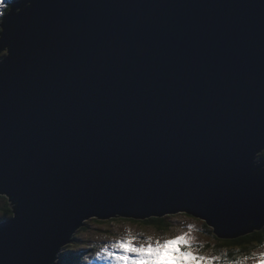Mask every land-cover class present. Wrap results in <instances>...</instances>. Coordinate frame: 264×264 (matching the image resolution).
Masks as SVG:
<instances>
[{"label": "water", "instance_id": "water-1", "mask_svg": "<svg viewBox=\"0 0 264 264\" xmlns=\"http://www.w3.org/2000/svg\"><path fill=\"white\" fill-rule=\"evenodd\" d=\"M0 28V264L90 217L264 225V0H17Z\"/></svg>", "mask_w": 264, "mask_h": 264}, {"label": "rangeland", "instance_id": "rangeland-1", "mask_svg": "<svg viewBox=\"0 0 264 264\" xmlns=\"http://www.w3.org/2000/svg\"><path fill=\"white\" fill-rule=\"evenodd\" d=\"M9 1L17 0H4V3L0 4V13L3 14L0 16V21L6 12L5 10L11 4ZM1 56L3 57V53H0V59ZM5 203L9 204L7 198L0 195V215L3 206L6 205ZM166 220L170 226L163 231L152 225H146L141 220L119 216L109 219L90 217L83 222L82 226L77 227L72 235V240L62 246L59 252L67 250L78 252L80 259L76 264H117V261L109 257L102 249L107 247L109 251H118V249H113L112 245L117 240L127 238L129 234L136 238L134 241L136 245L148 244L149 237H151V242L155 243L157 240L162 242L165 239L186 234L192 244L191 250L193 252L211 258V264H225L223 262L225 249L220 252L213 250L217 243L216 237L209 232L211 226L207 225L203 219L178 212L166 216ZM206 244H209V247H205ZM261 253H264V246L256 249L248 259L237 257L234 264H264V261L259 258ZM52 264H62L60 255H57ZM204 264H208V261H205Z\"/></svg>", "mask_w": 264, "mask_h": 264}, {"label": "snow or ice", "instance_id": "snow-or-ice-1", "mask_svg": "<svg viewBox=\"0 0 264 264\" xmlns=\"http://www.w3.org/2000/svg\"><path fill=\"white\" fill-rule=\"evenodd\" d=\"M4 0H0L3 4ZM3 14L0 13V16ZM5 30H0L2 34ZM135 237L129 234L127 238L115 241L113 249L118 251H109L107 247L102 249L109 257H112L117 264H204L208 261L211 264V258L199 255L193 252L192 244L187 235H178L171 239H165L162 242L157 240L144 245H136ZM261 261H264V253L259 254Z\"/></svg>", "mask_w": 264, "mask_h": 264}, {"label": "trees", "instance_id": "trees-1", "mask_svg": "<svg viewBox=\"0 0 264 264\" xmlns=\"http://www.w3.org/2000/svg\"><path fill=\"white\" fill-rule=\"evenodd\" d=\"M10 3L12 4L13 1ZM9 8L10 6L5 10L6 12H4V15L5 13L8 12ZM3 53L5 54V52ZM262 155H264V152L261 154V156ZM11 214H12L11 207L9 204H6L2 208L0 220L7 216H10ZM166 216H163L161 218L151 217L141 220V222L146 225H152L158 230L164 231L170 226V224L166 220ZM209 232L216 237L215 239L217 241L213 250L220 252L222 249H225V256L223 260L225 264H229V263L234 264L237 257L248 259L250 256H252V253H254L256 249L264 246V225L259 229H253L248 234L237 238H219L216 236V234H214L212 228L209 230ZM205 247H209V244H206ZM205 247H203L204 250ZM58 255H60L62 264H76V262H78L80 259L79 258L80 254H78V252L75 251L67 250L61 253L59 252Z\"/></svg>", "mask_w": 264, "mask_h": 264}, {"label": "bare ground", "instance_id": "bare-ground-1", "mask_svg": "<svg viewBox=\"0 0 264 264\" xmlns=\"http://www.w3.org/2000/svg\"><path fill=\"white\" fill-rule=\"evenodd\" d=\"M26 5V4H25ZM1 53H3V52H1ZM4 54V53H3ZM12 216V214L9 216V217H7V218H3V219H8V218H10ZM193 217H195V216H193ZM196 218H199V217H196ZM3 219H1V220H3ZM200 219H202V218H200ZM1 220H0V222H1ZM135 220H137V219H135ZM204 220V219H203ZM205 221V220H204ZM205 223H206V221H205ZM72 240V239H71Z\"/></svg>", "mask_w": 264, "mask_h": 264}, {"label": "clouds", "instance_id": "clouds-1", "mask_svg": "<svg viewBox=\"0 0 264 264\" xmlns=\"http://www.w3.org/2000/svg\"><path fill=\"white\" fill-rule=\"evenodd\" d=\"M263 152H264V151H263ZM263 152H262V153H263ZM262 153H261V154H262ZM260 156H261V155H260ZM212 229H213V228H212Z\"/></svg>", "mask_w": 264, "mask_h": 264}]
</instances>
